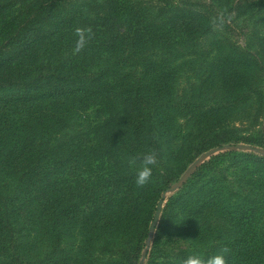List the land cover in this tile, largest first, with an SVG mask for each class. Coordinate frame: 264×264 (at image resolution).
<instances>
[{
    "label": "trees",
    "instance_id": "16d2710c",
    "mask_svg": "<svg viewBox=\"0 0 264 264\" xmlns=\"http://www.w3.org/2000/svg\"><path fill=\"white\" fill-rule=\"evenodd\" d=\"M239 144L264 149V0H0V264H65L78 228L101 263L140 264L166 191ZM158 229L166 264H264V156H210Z\"/></svg>",
    "mask_w": 264,
    "mask_h": 264
},
{
    "label": "rangeland",
    "instance_id": "374dc122",
    "mask_svg": "<svg viewBox=\"0 0 264 264\" xmlns=\"http://www.w3.org/2000/svg\"><path fill=\"white\" fill-rule=\"evenodd\" d=\"M198 1H208V0H198ZM241 32L238 30L234 32L233 39L235 42L240 43L243 45V38L240 36ZM93 117H91V120ZM227 151H236V152H242V153H255L259 156H264V149L261 147H255L253 148L250 145H244L239 144L235 147H225L221 150H213L208 153L203 154L200 158L197 159V161L187 169V171L184 173V175L181 177L180 181L173 185L171 189L166 191L164 194L162 200L159 202L157 211L154 216V220L150 226V233L149 237L146 241V246L149 247V253L151 256L145 255V251L143 253L142 259L140 260V264H148L150 262L155 264H166V232L161 233L158 229L159 223L162 217V213L166 207V202L168 200V197L174 195L176 191L180 188L181 183L186 181L188 177L194 172L195 168L199 165H201L204 161L208 160L210 156L217 155L219 153H224ZM211 153L212 155L208 156V154ZM93 169V166H92ZM91 169V171H92ZM90 171V172H91ZM88 177L85 178L86 180V186H85V194L84 196H81L80 199H76V203L79 204V211L80 212H90L92 210V203L94 201L93 196H91V189L93 188L94 184L92 183V178H90L91 173L87 174ZM77 215L79 216V221L77 222L78 227L81 226L80 222L84 221L85 217L77 212ZM81 233L80 229L78 228L75 231V237L71 239L67 243H63L62 246L64 249H67L69 251L68 260L65 262V264H103L100 262L101 256H100V245L99 244H88L86 247H82L81 239L77 236ZM154 247V248H153ZM92 254V255H90ZM57 256L54 261L58 262ZM96 261V262H95Z\"/></svg>",
    "mask_w": 264,
    "mask_h": 264
},
{
    "label": "clouds",
    "instance_id": "9594fccd",
    "mask_svg": "<svg viewBox=\"0 0 264 264\" xmlns=\"http://www.w3.org/2000/svg\"><path fill=\"white\" fill-rule=\"evenodd\" d=\"M79 39L77 40L75 51L79 52L84 47L86 42V34L83 30H78ZM130 165L135 164V159L129 161ZM156 164V156L152 152H147L142 158V167L137 171L136 184L143 186L149 182L152 175V165ZM226 253L227 249L221 252L207 257L202 258L199 254L188 255L183 264H226Z\"/></svg>",
    "mask_w": 264,
    "mask_h": 264
},
{
    "label": "water",
    "instance_id": "95a60500",
    "mask_svg": "<svg viewBox=\"0 0 264 264\" xmlns=\"http://www.w3.org/2000/svg\"><path fill=\"white\" fill-rule=\"evenodd\" d=\"M212 155L211 153L208 154V156Z\"/></svg>",
    "mask_w": 264,
    "mask_h": 264
}]
</instances>
